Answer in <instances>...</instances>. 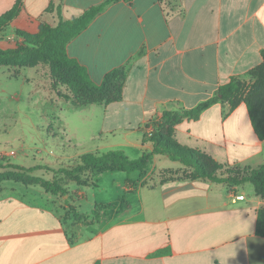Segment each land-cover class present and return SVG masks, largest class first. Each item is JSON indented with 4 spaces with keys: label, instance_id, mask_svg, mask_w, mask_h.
Segmentation results:
<instances>
[{
    "label": "crops",
    "instance_id": "1",
    "mask_svg": "<svg viewBox=\"0 0 264 264\" xmlns=\"http://www.w3.org/2000/svg\"><path fill=\"white\" fill-rule=\"evenodd\" d=\"M0 1L1 13L20 2L18 16L4 31L15 43L16 29L35 33L41 22L56 25L105 0ZM262 50L264 0H116L68 41L66 52L97 84L109 71L123 69L120 99L76 105L52 98L48 71L11 67V75H22L48 98L45 112L57 123L50 132L58 146L72 149L65 156L69 165L86 152L121 149L136 158L151 151L143 140L146 125L163 111L194 108L232 78L251 80ZM173 137L222 170L264 163V138L255 133L242 100L234 108L218 101L196 118L181 119ZM165 157L152 155L143 175L109 174L100 185L95 173L124 171L89 172V184L108 197L94 195L98 216L82 212L85 225L64 222L59 194L38 184L1 181L0 264H264V236L255 231L264 198L253 185L192 177L182 163L162 167ZM69 182L78 190L87 186ZM80 191L86 202V190ZM239 194L243 197H235Z\"/></svg>",
    "mask_w": 264,
    "mask_h": 264
},
{
    "label": "trees",
    "instance_id": "2",
    "mask_svg": "<svg viewBox=\"0 0 264 264\" xmlns=\"http://www.w3.org/2000/svg\"><path fill=\"white\" fill-rule=\"evenodd\" d=\"M62 1V0H60ZM116 0H105L101 4L90 7L79 16L71 19H60L56 25L41 22L35 33H29L19 29L15 35L20 40L13 46L0 47V65L13 68H32L44 64L49 71V86L53 94L58 98L71 99L82 97L81 101L73 103L83 105L96 100L114 101L121 98L124 70L113 69L109 71L100 83H94L85 67L76 60L70 58L66 52L68 41L84 29L93 17L104 6ZM20 11V2L0 14V33L13 21ZM262 63L250 71L254 82L247 89L244 81L232 78L228 83L220 86L217 93L200 102L194 108L177 111H163L155 122L152 135L144 142L152 145V150L142 152L136 158H130L121 149H112L106 152H86L78 156L73 163L57 170L52 179L34 176L31 174L34 167H23L12 164V178H0V180H15L25 185L38 184L45 191L52 194L71 195L64 186L65 181H74L79 185L91 183L88 173L92 171H124L127 174L137 171L143 175L154 154L165 155L169 159L180 161L191 169L192 177H207L216 182H224L228 186L250 182L254 192L264 198V163L255 168H230L222 170V167L209 159L200 150L181 145L173 137V126L183 118H196L208 106L218 101H228L234 108L242 100L248 109L249 117L255 133L259 138H264V50L261 51ZM120 77V78H119ZM67 91V92H65ZM85 94L90 97H85ZM59 174L62 178H59ZM126 183L130 184L129 178ZM100 206L95 204L92 213L97 218L96 210ZM79 217V214L76 213ZM255 231L264 236V205L258 210ZM95 264H100L96 262Z\"/></svg>",
    "mask_w": 264,
    "mask_h": 264
},
{
    "label": "rangeland",
    "instance_id": "3",
    "mask_svg": "<svg viewBox=\"0 0 264 264\" xmlns=\"http://www.w3.org/2000/svg\"><path fill=\"white\" fill-rule=\"evenodd\" d=\"M1 11L2 1H0V13ZM4 31L5 29L0 33V47H11L14 43L4 38V35L8 34ZM24 71L33 74L48 70L46 65H39L35 68L22 69V72ZM12 72L11 67L0 65V178H12V164H16L23 167H34L31 172L32 175L52 179L55 174H58V169L68 164V158L65 156L71 153L72 149H68L67 146H58L56 138L50 132L52 129H56L57 123L51 111L45 112L50 109L47 102L48 98L46 99L42 92L39 94L33 90L34 83L24 81L22 75L13 76L11 75ZM47 73L45 77L50 82L49 71ZM252 82H254V78L245 82L247 89ZM55 97L54 94L52 98ZM85 97H90V95L85 94ZM73 100V103H77V101L82 100V97L77 96ZM165 158L166 162L159 161L162 167L170 165L175 167L181 164L180 161ZM109 174L131 177L134 173H95L93 180L100 185V178H111ZM68 182L65 181L64 186L70 192L71 198L64 201L63 196L59 195L62 217L64 222L72 226L76 224L85 225L88 223V217L84 213L91 212L94 205V195L104 197L106 190L90 184L80 186L78 190L74 189L77 188L74 183ZM245 185L252 188L249 182ZM81 189L87 192L86 202L81 200V197H84ZM98 212L99 209L97 208V215ZM76 213L79 214V217L76 216ZM92 217L94 216L92 215Z\"/></svg>",
    "mask_w": 264,
    "mask_h": 264
},
{
    "label": "built area",
    "instance_id": "4",
    "mask_svg": "<svg viewBox=\"0 0 264 264\" xmlns=\"http://www.w3.org/2000/svg\"><path fill=\"white\" fill-rule=\"evenodd\" d=\"M10 39H11L12 41H15V40H14L15 38H13V37H11ZM154 129H155V123H150V124L146 125L145 128H144V135H145L147 138H149V137L152 135ZM235 197H237V198H242L243 196H242L241 194H239V195H235Z\"/></svg>",
    "mask_w": 264,
    "mask_h": 264
}]
</instances>
